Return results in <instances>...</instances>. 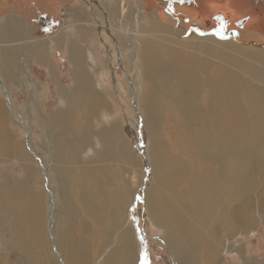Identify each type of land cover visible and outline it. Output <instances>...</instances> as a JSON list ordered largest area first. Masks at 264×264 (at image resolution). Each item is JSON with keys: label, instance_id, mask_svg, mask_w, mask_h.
<instances>
[{"label": "bare ground", "instance_id": "bare-ground-1", "mask_svg": "<svg viewBox=\"0 0 264 264\" xmlns=\"http://www.w3.org/2000/svg\"><path fill=\"white\" fill-rule=\"evenodd\" d=\"M81 1L86 5L76 17L82 23L71 36L78 42L72 40L68 50L74 86L55 79L63 106L49 120L42 119L48 122L50 171L62 225L51 238L48 225L53 218L46 221L45 207H51L52 195L40 185L32 148L11 131L13 101H8L11 112L0 94V163L16 159L24 171L18 177L0 167V264H11L8 246L27 255L30 264H55L52 243L63 264L142 263L141 244L127 214L137 191L127 175L141 170L143 161L118 123L99 126L100 114L111 112L113 105L106 95L110 87L100 89L94 80L110 66L95 49L92 58L90 34L95 30L116 33V45L124 49L128 70L141 87L152 176L144 193L149 218L176 264H224L223 251L232 246V238L251 232L264 220V44L248 43L236 30L225 35L222 28L202 33L193 27L183 35L185 17L176 18L171 0H157L162 10L149 17L145 7L131 8L123 0H98L90 3L91 10L89 0ZM203 1L207 8L228 13L237 4ZM187 2L193 10L202 8L199 0ZM217 19L226 21L223 14ZM253 24L254 19L246 29ZM29 26L24 17L12 18L6 28L0 27V43L18 41V50L34 46L31 59L48 65V51L40 47L49 45V38L60 43L64 34L45 37L39 45L30 37L31 43L25 44L21 40ZM4 50L0 47L1 75L9 84H29L24 71L18 72L26 60ZM17 123L27 126L26 121ZM94 139L103 145L102 151L85 156ZM236 254L238 264H264V254L248 256L242 245L236 246Z\"/></svg>", "mask_w": 264, "mask_h": 264}, {"label": "rangeland", "instance_id": "rangeland-1", "mask_svg": "<svg viewBox=\"0 0 264 264\" xmlns=\"http://www.w3.org/2000/svg\"><path fill=\"white\" fill-rule=\"evenodd\" d=\"M96 1L98 0H89V2L87 3V8L89 7L90 3L94 4ZM123 1L125 3H130L131 8H133V6L145 7L147 11H144L148 17L153 13L162 10L158 5L157 0ZM171 1L176 5L174 9L176 18L185 17L184 19L186 21V24H183L185 28L183 35L190 33V31H193V27H196L197 29L200 28L201 31L200 29L199 31L202 33H212L214 30H219L222 28L221 31L225 33V35H229L230 32L236 30L241 32V34L244 33V41L246 39V41L250 43L254 41L256 42L257 40L262 41V43L260 44H264V0H259L260 3L257 2V0H227L237 3L236 5H231L230 13H228V11H219L217 9L212 10L210 7L207 8L205 7V4L207 2L205 3L203 0H199V6H202L200 10L191 9V7L188 6V0ZM156 3L158 6L156 5ZM83 4L86 5L84 1ZM83 4L81 0L0 1V27L4 26V28H6L7 23L11 21L12 18L14 19V17L20 16L26 18L30 23L31 26L26 27L27 29L25 28L27 36L23 37V39L21 40L22 43L30 44V37H34L38 39L37 45H39L45 42L43 40V38L45 37H50V35L60 36L62 33L64 34V37L61 36L60 38V43H56L51 38H45L47 40L45 43L48 42L49 45L40 47V50H42V52L46 53V51H48V65L36 61L35 59H31V56L33 57V52L35 53L34 46H32L33 51L27 46V50H18V48L15 47L18 41L0 43V47L2 48V50L7 48L3 51L6 54L17 55L16 57L20 59L23 56V59L21 60H26V62L24 63L25 65H22V69H19L18 72H20L21 74L24 71V79H26L29 84L25 81V83L23 82L9 84L0 73V94H3L2 96H4L2 97L0 95V97L6 100V106L11 112V102L9 104L8 101H10V99L13 101L14 106H12L14 108V113L10 114V128H12L11 131L13 133L16 132L14 133V135L16 136L17 141H23L26 147L30 150L32 148L31 152L36 160V168L39 172L40 185L42 186V189H44L45 193H51L50 196L52 195L51 198L53 200L51 202V207H45L46 221H49L50 223V216L53 218V222L48 225V235L50 238L54 236L55 232L59 231L62 225L59 221L57 213L59 207V197L56 193L57 185L53 181L50 171L51 161L49 158V150L51 148V144L49 143L50 140L48 139L47 133L48 122L42 119L49 120L55 115L58 109L63 106L62 95L61 93L59 94V83L62 82L69 88L74 86L72 68L70 65V51L68 52V50L72 40H75V43L78 42L76 36L73 39L72 37L75 35V33H77L78 26L82 23V21L77 19L76 15L81 16L80 11H83L81 8ZM222 6H224V4H222ZM89 9L91 10L90 7ZM219 14H223L226 17L225 22L217 19V15ZM45 16L48 19L47 27L43 26L40 23ZM69 17H71L70 22ZM252 19H254L255 24L248 26V28L246 29L247 25L252 21ZM241 20H244V22L239 24L238 22ZM63 24H65V28L62 29ZM65 30H69V33H64ZM245 33L247 34L245 35ZM248 34H251V37L247 38L246 36ZM90 36L93 51L91 49L89 50L92 51V58L94 59L95 49L99 51L102 56L108 59L110 65L106 69V71H103L99 75L95 74L94 77L95 83H97L100 89H108L110 87L106 95L111 102V107L113 105V109L111 112L105 111L100 114V117L98 118L99 126L101 127L103 125H111L113 121L118 123V125H120L123 129L122 133H124L125 137L131 141V144L137 156L141 159V161H143V168L141 170L132 169L127 175L128 184H130L137 191L136 198L134 197V201L131 200L128 205L127 214L133 224L135 236L141 244V264H176L174 261V257L169 251L168 246L161 238V231L157 227H155V225L149 218L147 206L144 201V193L148 191L152 185V176L148 167V153L150 152V145L149 137L143 120L144 111L142 109V105L140 104L141 87L139 85V81L136 76H134L133 73L128 70V67L126 65V57L124 55L125 51L123 48H119L116 45V33L113 30H102L97 32L95 30L90 34ZM243 44H245V42H243ZM109 49H112L114 53L112 54L111 50ZM218 61L221 62L220 59H218ZM92 71L94 72L93 68ZM55 79H57L59 83L56 82ZM137 84V91L134 92L133 86L136 87ZM135 95H137L138 100L136 99L137 97H135ZM18 120L22 123L23 121H26V124L24 123L25 125H27L25 126V129L21 124L17 123ZM95 123H97V121H95ZM38 124L41 126H39ZM45 138L46 144H43L42 142ZM97 143L99 144L97 145ZM102 149L103 145L100 142H97L96 139H94L92 147L89 148V151L85 153V156L89 155V153L92 152L93 154H95L96 152H101ZM185 157L188 160H193L190 157ZM8 161L1 162L0 167L6 166L8 170L6 169L5 171H7L9 174H12V176L21 177L24 175L22 165L18 160L15 159L10 163ZM0 177V179H2L1 174ZM50 208L52 212L49 211ZM55 209L56 211H54ZM261 221L257 223V227H255V229L251 232L239 234V236L237 235L232 238V246H228L223 251V256L225 258L224 264L240 263V259L236 254L237 245H242L243 249L245 248V254H247L248 256L255 254L258 258L262 257L261 255L264 254V220ZM55 244L56 243L49 244V247L51 249L50 252L53 257L52 259L54 260L55 264H63L62 260L59 259L60 256L56 252ZM6 252L7 254H9L11 264H30L31 262H33L31 259H28L27 255L25 256L21 251L14 249L12 246H8Z\"/></svg>", "mask_w": 264, "mask_h": 264}, {"label": "flooded vegetation", "instance_id": "flooded-vegetation-1", "mask_svg": "<svg viewBox=\"0 0 264 264\" xmlns=\"http://www.w3.org/2000/svg\"><path fill=\"white\" fill-rule=\"evenodd\" d=\"M59 1V0H58ZM257 2H258V0H257ZM41 20H42V18H41ZM47 18H46V16L44 17V19L40 22L43 26H45V27H47ZM49 23V22H48ZM51 30V29H50Z\"/></svg>", "mask_w": 264, "mask_h": 264}]
</instances>
